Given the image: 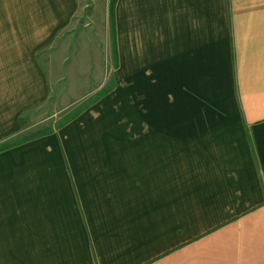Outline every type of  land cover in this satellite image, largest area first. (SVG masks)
Listing matches in <instances>:
<instances>
[{
    "label": "crops",
    "instance_id": "1",
    "mask_svg": "<svg viewBox=\"0 0 264 264\" xmlns=\"http://www.w3.org/2000/svg\"><path fill=\"white\" fill-rule=\"evenodd\" d=\"M86 1L0 0L30 85L0 145L49 92L41 48L88 11L83 51L105 47L110 0ZM114 26L146 122L85 140L103 98L0 151V239L42 264H264V0H116Z\"/></svg>",
    "mask_w": 264,
    "mask_h": 264
},
{
    "label": "rangeland",
    "instance_id": "2",
    "mask_svg": "<svg viewBox=\"0 0 264 264\" xmlns=\"http://www.w3.org/2000/svg\"><path fill=\"white\" fill-rule=\"evenodd\" d=\"M86 3L88 4L87 8H89L90 1L87 0ZM83 15L85 20L76 18L74 21V26L78 25L79 27L71 30L67 28L65 32L56 36V45L43 47L36 53L37 60L49 80L47 98L45 97V100L39 105L20 115L17 131L9 132L7 139H5L8 140L7 143L1 144L0 147L18 144L20 142L18 140H21L18 139L20 136L28 137L43 131L50 133L57 131L71 117L79 112V115L83 114L91 105L103 98H105L103 100L104 107L107 109L102 111V114L98 112L96 117L98 120L100 118V123L99 121L96 123L94 131L85 140L99 139L100 135L102 139L115 138L118 125L146 122V117L139 115L142 108H139L137 103L135 108L133 99L129 43L122 46L124 51H117L116 46L115 57L112 50L111 27L109 24V34L105 47L103 45L98 46L96 52L83 51L85 49L83 44L87 43L86 39H91V37L84 35L83 30L85 29L82 30V25L88 21L86 17L91 16V14L88 11ZM3 24L6 23L0 20L1 28ZM88 28L90 27H87L86 30ZM74 33L75 35H71ZM25 39L18 35L13 37L0 35V58L10 54L4 52L3 49L10 45L12 41L17 45H21ZM18 54L23 56V53ZM19 62L14 59H11V62L0 60V122L4 121L6 127L10 126L12 115L17 111L16 101L30 86L24 80L21 82V78H19L23 69L26 70L22 66H17ZM89 62L90 65L85 66ZM92 63L94 64L92 65ZM98 63L99 66L96 67ZM103 91H106V94L98 98ZM93 100L95 102L89 106L88 104ZM5 101H8V104H5ZM161 106L163 107V105ZM101 126L102 131L100 134ZM3 135L1 136L3 137ZM85 135L83 133L81 136ZM75 154H83V147L75 149ZM25 247L26 241L22 239H0V264H42L41 257L22 255L21 252L25 251Z\"/></svg>",
    "mask_w": 264,
    "mask_h": 264
},
{
    "label": "trees",
    "instance_id": "3",
    "mask_svg": "<svg viewBox=\"0 0 264 264\" xmlns=\"http://www.w3.org/2000/svg\"><path fill=\"white\" fill-rule=\"evenodd\" d=\"M115 3H116V0H110V1H109V24H110V27H111L112 50H113L114 56L116 57V41H115V26H114V8H115ZM116 59H117V58H116ZM105 94H106V91H103V92L101 93V95L98 96V98L103 97ZM95 100H96V99H95ZM95 100L91 101L88 105L90 106L91 103L95 102ZM89 106H88V107H89ZM86 107H87V105H86ZM83 110H84V108L82 109V111H83ZM82 111H81V112H82ZM79 114H80V112L77 113L76 115H74L73 117H71L68 121H66V122L63 124V126L66 125V124H68L69 122H71V121L74 120L75 118H77V116H78ZM48 133H50V132H45V131H43V132H40V133L32 134V135L26 137V139L21 140V142L30 141V140H32V139H34V138L44 136V135H46V134H48ZM11 146H12V145L2 146V147H0V151H3V150H5V149H7V148H10Z\"/></svg>",
    "mask_w": 264,
    "mask_h": 264
}]
</instances>
